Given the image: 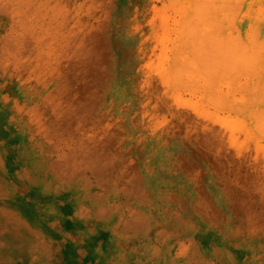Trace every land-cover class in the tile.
Listing matches in <instances>:
<instances>
[{"label": "bare ground", "instance_id": "obj_1", "mask_svg": "<svg viewBox=\"0 0 264 264\" xmlns=\"http://www.w3.org/2000/svg\"><path fill=\"white\" fill-rule=\"evenodd\" d=\"M121 1L0 0V264H264L242 0H196L160 52Z\"/></svg>", "mask_w": 264, "mask_h": 264}, {"label": "rangeland", "instance_id": "obj_2", "mask_svg": "<svg viewBox=\"0 0 264 264\" xmlns=\"http://www.w3.org/2000/svg\"><path fill=\"white\" fill-rule=\"evenodd\" d=\"M117 1L120 2L121 0ZM163 1L164 0H122L121 6L123 8L124 5H126V9L117 36L133 34L136 36L137 45L139 42L138 39L141 38L142 34L148 37L150 34L149 29L154 26L157 32L152 35L151 40L153 45H157V50L160 52L159 48H161L163 44H169L174 37L176 20L183 16L185 11L189 12L192 10L197 3L196 0H166V4H163ZM241 3V6L238 3L237 16L235 15L236 25L235 23L233 25L236 31L233 29V26H231L232 29H230L234 30L237 34L238 31H240L241 36L242 32H244L243 35L246 37L245 40L249 43L248 49L250 48V55L255 58L254 64L248 67V77L244 74L245 72H242L240 75L241 81H246L248 79V85H250L253 77L255 78L260 71L264 72V0H242ZM124 20L126 21L124 22ZM164 23H166V28L159 32V29L162 28ZM237 23L240 25L238 28ZM257 41H259V43ZM220 86L228 90L227 81H222ZM255 142L256 140L253 142L250 140V145L248 147L259 150L260 157L264 156V138H261L259 148L255 147Z\"/></svg>", "mask_w": 264, "mask_h": 264}]
</instances>
